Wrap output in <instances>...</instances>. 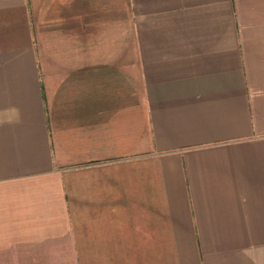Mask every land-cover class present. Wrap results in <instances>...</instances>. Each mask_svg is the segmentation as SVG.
I'll use <instances>...</instances> for the list:
<instances>
[{
  "label": "crops",
  "instance_id": "1",
  "mask_svg": "<svg viewBox=\"0 0 264 264\" xmlns=\"http://www.w3.org/2000/svg\"><path fill=\"white\" fill-rule=\"evenodd\" d=\"M0 264H264V0H0Z\"/></svg>",
  "mask_w": 264,
  "mask_h": 264
}]
</instances>
